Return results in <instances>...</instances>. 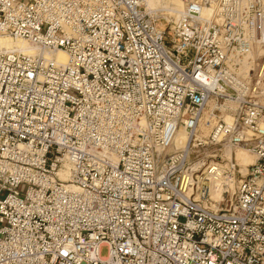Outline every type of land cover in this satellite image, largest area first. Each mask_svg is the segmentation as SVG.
<instances>
[{
	"label": "built area",
	"instance_id": "built-area-1",
	"mask_svg": "<svg viewBox=\"0 0 264 264\" xmlns=\"http://www.w3.org/2000/svg\"><path fill=\"white\" fill-rule=\"evenodd\" d=\"M181 1L0 0V264H264V0Z\"/></svg>",
	"mask_w": 264,
	"mask_h": 264
},
{
	"label": "bare ground",
	"instance_id": "bare-ground-1",
	"mask_svg": "<svg viewBox=\"0 0 264 264\" xmlns=\"http://www.w3.org/2000/svg\"><path fill=\"white\" fill-rule=\"evenodd\" d=\"M148 2L153 7L161 8L166 14H173L175 16L178 15L182 6L181 0H148ZM4 49H17L26 53H34L36 51L34 46L23 38L0 35V50ZM56 58L59 62H65L67 60V55L64 51L59 50L56 53ZM186 140V134L183 131H180L177 135L179 145H183ZM237 157L239 162H243V164L240 163L242 165L250 164L254 160V157L247 150L239 152Z\"/></svg>",
	"mask_w": 264,
	"mask_h": 264
},
{
	"label": "rangeland",
	"instance_id": "rangeland-1",
	"mask_svg": "<svg viewBox=\"0 0 264 264\" xmlns=\"http://www.w3.org/2000/svg\"><path fill=\"white\" fill-rule=\"evenodd\" d=\"M165 42L169 44L171 41H170V39L167 37V38L165 39ZM182 60L185 61L184 58H183ZM179 135H180V134H179ZM243 151H245V149H237V150H236V157H237V154H238L239 152H243ZM237 158H238V157H237ZM238 162H239V160H238ZM239 163H242V164H243V162H239ZM100 251H101V254H102V255H105V254L107 253V247H106L105 245L102 246Z\"/></svg>",
	"mask_w": 264,
	"mask_h": 264
}]
</instances>
